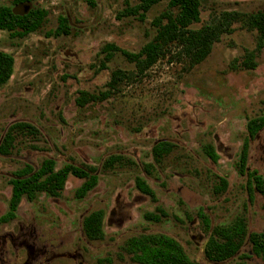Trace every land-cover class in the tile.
Wrapping results in <instances>:
<instances>
[{"label":"rangeland","instance_id":"374dc122","mask_svg":"<svg viewBox=\"0 0 264 264\" xmlns=\"http://www.w3.org/2000/svg\"><path fill=\"white\" fill-rule=\"evenodd\" d=\"M138 3L0 0L30 19L46 10L23 36L0 29V52L13 58L0 84V264H145L131 240L153 235L174 240L191 264H264V45L243 16L264 0H200L189 28L229 20L230 32L198 62L171 40L151 64L135 65L122 51L140 53L168 10L161 0L140 19L129 13ZM60 16L68 33L54 36ZM108 44L117 49L105 61ZM115 71L108 97L79 105L82 92L106 91ZM17 122L34 128L20 133L10 128ZM163 141L171 149L157 162L153 148ZM115 155L128 161L105 166ZM47 159L55 172L70 165L88 176L67 174L57 194L13 201L16 182ZM92 173L96 183L81 191ZM93 213L97 236L85 225ZM234 225L242 234L227 236ZM239 236L228 257L213 252Z\"/></svg>","mask_w":264,"mask_h":264},{"label":"trees","instance_id":"16d2710c","mask_svg":"<svg viewBox=\"0 0 264 264\" xmlns=\"http://www.w3.org/2000/svg\"><path fill=\"white\" fill-rule=\"evenodd\" d=\"M159 1L161 0H139V3L136 6L129 8V13L136 14L140 19H143L145 12L153 4ZM199 2L200 0H168V10L166 9L164 12L160 13V15L156 16L152 21L156 27V34L154 37L142 47L140 53L135 54L122 51L124 56L128 60L134 62L135 65H138L142 62H144V64H151L159 55L160 44L168 43L171 40H177L181 44L185 45L186 50H188L192 56V61H200L210 51L213 41L218 40L219 36L223 33L230 32V21L226 20L224 24L218 23L217 25L200 29L189 28V25L192 22L198 20ZM36 12L37 16H34L33 19H30L28 12H19L11 6L0 5V29H7L11 31L13 36H23L31 31H34L40 26L43 18L46 15V10L44 9H37L35 13ZM243 16L246 18V26L257 31L258 46H263L264 8ZM231 18H233V20L235 19V17ZM18 28L21 29L18 30ZM66 33H68V31L65 24V18L60 16L58 18L57 28L54 29L50 34L58 36L60 34ZM104 48L107 50V52L104 54V60L109 61L112 57L113 50H116L117 47L114 44H108ZM143 55H145V59L141 60ZM104 65L105 63L100 64L102 68H104ZM12 66V56L8 53L0 52V84H3L8 80L12 71ZM251 66L253 65L251 64ZM119 73V71H115L112 74L113 80L108 82V89L104 92H101L99 95L82 92L78 101L79 105H84L89 101L100 100L102 98L108 97L109 94H111V90H113V81L116 78H119V75L115 76V74ZM259 121L264 123V118H260ZM10 128L22 133L23 130L32 131L34 127L28 123L17 122L12 124ZM9 132L10 130L5 136V146H7L8 143L14 138L15 132L13 135ZM170 149L171 144L166 141L155 145L153 148L155 161H160L159 158L161 155L163 153H168ZM204 151L206 154L209 152L206 145H204ZM109 158L110 159L105 162V166L107 167H113L114 162L121 164L125 161H128L120 155L110 156ZM45 173H47L48 176L44 180H40L38 177ZM67 174H73L78 177L88 176L85 171L70 165H64L60 170L55 172L54 161L50 159L44 160L40 169L33 172L27 180L16 182V187L13 190V201L17 200L20 195L25 193L29 194L31 197L38 190H46L51 194H57V192L63 188ZM96 180V175H90L88 181L85 182L81 188V191L86 190L91 185L93 186L96 183ZM135 182L138 188L145 191V184L142 179L136 177ZM99 215L100 213L91 214L85 223L87 229L93 231L94 236L101 234L97 221ZM152 218L157 220L158 216L155 215L152 216ZM240 226L241 225L230 226V229L227 227L223 232H225L227 236L228 232H231L232 236L236 235L237 233L242 234L243 230ZM256 239L258 240L259 237H256ZM240 241V236L237 244L235 242H231V238H229V241L226 243H214V249L212 248V250L213 252H223L222 256L228 257L237 249ZM130 246L132 248L135 246L138 249H142V255H134L133 258L135 261L144 262L145 264H191L187 257L182 253L180 246L174 240L165 238L162 235L141 236L139 239H132Z\"/></svg>","mask_w":264,"mask_h":264},{"label":"flooded vegetation","instance_id":"af4514ba","mask_svg":"<svg viewBox=\"0 0 264 264\" xmlns=\"http://www.w3.org/2000/svg\"><path fill=\"white\" fill-rule=\"evenodd\" d=\"M263 255V254H262ZM257 256H259V254H257Z\"/></svg>","mask_w":264,"mask_h":264}]
</instances>
